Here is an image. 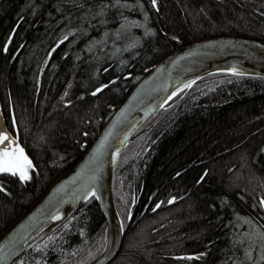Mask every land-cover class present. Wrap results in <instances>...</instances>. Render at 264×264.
Segmentation results:
<instances>
[{
  "label": "trees",
  "instance_id": "1",
  "mask_svg": "<svg viewBox=\"0 0 264 264\" xmlns=\"http://www.w3.org/2000/svg\"><path fill=\"white\" fill-rule=\"evenodd\" d=\"M224 36L264 41V0H0V106L32 163L26 181L0 173V233L153 66ZM111 191L123 236L108 264H264V78L180 89L124 148ZM105 237L90 198L17 264H90Z\"/></svg>",
  "mask_w": 264,
  "mask_h": 264
},
{
  "label": "water",
  "instance_id": "2",
  "mask_svg": "<svg viewBox=\"0 0 264 264\" xmlns=\"http://www.w3.org/2000/svg\"><path fill=\"white\" fill-rule=\"evenodd\" d=\"M219 72L264 78V41L227 36L204 39L160 60L136 82L79 160L0 233V264H17L90 198H94L106 224L103 249L90 264H108L118 253L123 236L111 191L120 154L180 89ZM5 133L0 106V136Z\"/></svg>",
  "mask_w": 264,
  "mask_h": 264
},
{
  "label": "snow or ice",
  "instance_id": "3",
  "mask_svg": "<svg viewBox=\"0 0 264 264\" xmlns=\"http://www.w3.org/2000/svg\"><path fill=\"white\" fill-rule=\"evenodd\" d=\"M152 4L155 6L156 0H152ZM232 74L236 75L237 73L233 72ZM14 144L15 141L11 140L9 136H0V145L3 146L0 148V173L18 175L21 181H26L31 178L28 169L32 168V163L24 155L23 149L12 147ZM0 191H3V189L0 188ZM261 204H264V201H261Z\"/></svg>",
  "mask_w": 264,
  "mask_h": 264
},
{
  "label": "rangeland",
  "instance_id": "4",
  "mask_svg": "<svg viewBox=\"0 0 264 264\" xmlns=\"http://www.w3.org/2000/svg\"><path fill=\"white\" fill-rule=\"evenodd\" d=\"M14 123H15V122H14L13 119H12V126H13V128L15 127V126H14ZM10 130H11V129H10ZM10 134H11V133H10ZM2 136H3V135H2ZM11 136H12V140L15 141V144L12 145V147H13V148H20L19 145L17 144L15 138L13 137V135H11ZM5 143H7V142H5ZM2 147H3V146L0 145V148H2ZM20 149H21V148H20ZM23 153H24V152H23ZM24 155H25V154H24ZM31 169H32V168L28 169V174H29V176H30ZM123 218H124V215L121 216L122 221H123Z\"/></svg>",
  "mask_w": 264,
  "mask_h": 264
},
{
  "label": "flooded vegetation",
  "instance_id": "5",
  "mask_svg": "<svg viewBox=\"0 0 264 264\" xmlns=\"http://www.w3.org/2000/svg\"><path fill=\"white\" fill-rule=\"evenodd\" d=\"M4 120H5V118H4ZM5 126H6V130H7V133H5V135L9 136L10 139L12 140V136H11V134H10L8 128H7L6 121H5ZM1 136H2V135H1Z\"/></svg>",
  "mask_w": 264,
  "mask_h": 264
},
{
  "label": "bare ground",
  "instance_id": "6",
  "mask_svg": "<svg viewBox=\"0 0 264 264\" xmlns=\"http://www.w3.org/2000/svg\"><path fill=\"white\" fill-rule=\"evenodd\" d=\"M13 119V118H12Z\"/></svg>",
  "mask_w": 264,
  "mask_h": 264
}]
</instances>
